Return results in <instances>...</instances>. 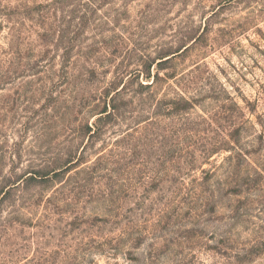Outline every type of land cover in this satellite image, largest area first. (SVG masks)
<instances>
[{
    "label": "rangeland",
    "instance_id": "1",
    "mask_svg": "<svg viewBox=\"0 0 264 264\" xmlns=\"http://www.w3.org/2000/svg\"><path fill=\"white\" fill-rule=\"evenodd\" d=\"M0 264H264V0H0Z\"/></svg>",
    "mask_w": 264,
    "mask_h": 264
},
{
    "label": "trees",
    "instance_id": "2",
    "mask_svg": "<svg viewBox=\"0 0 264 264\" xmlns=\"http://www.w3.org/2000/svg\"><path fill=\"white\" fill-rule=\"evenodd\" d=\"M105 112H106V110H105Z\"/></svg>",
    "mask_w": 264,
    "mask_h": 264
}]
</instances>
